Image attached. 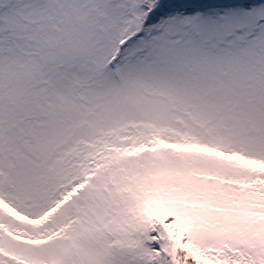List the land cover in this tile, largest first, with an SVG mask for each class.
Instances as JSON below:
<instances>
[{
  "label": "snow or ice",
  "instance_id": "obj_1",
  "mask_svg": "<svg viewBox=\"0 0 264 264\" xmlns=\"http://www.w3.org/2000/svg\"><path fill=\"white\" fill-rule=\"evenodd\" d=\"M0 264H264V0H0Z\"/></svg>",
  "mask_w": 264,
  "mask_h": 264
}]
</instances>
